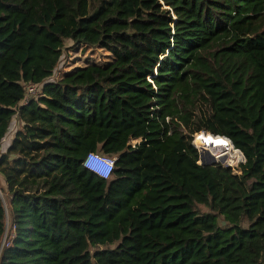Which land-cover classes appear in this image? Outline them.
I'll return each mask as SVG.
<instances>
[{
  "label": "trees",
  "instance_id": "16d2710c",
  "mask_svg": "<svg viewBox=\"0 0 264 264\" xmlns=\"http://www.w3.org/2000/svg\"><path fill=\"white\" fill-rule=\"evenodd\" d=\"M65 41L109 59L53 78ZM12 118L0 264H264V0H0Z\"/></svg>",
  "mask_w": 264,
  "mask_h": 264
},
{
  "label": "built area",
  "instance_id": "2783aa9c",
  "mask_svg": "<svg viewBox=\"0 0 264 264\" xmlns=\"http://www.w3.org/2000/svg\"><path fill=\"white\" fill-rule=\"evenodd\" d=\"M24 90L26 97L34 96L38 92L37 88L34 85H29V84L24 86ZM199 134L208 135L212 138L214 137H218L219 139L222 138L227 143V145L223 147H215V148H209L207 146L205 147L198 143L197 145H195L194 143H192L198 152V157L200 155L203 162H206V160L207 162H209V160L211 159L214 163H219L220 165L224 167H229L232 170H235L237 165L244 162V157L242 153L238 149L234 148L231 142L227 138L223 136L211 135L204 131H200L196 133L194 135V138L196 139V136H198ZM209 150L216 152L213 158L212 156H210ZM113 162H114L113 158L102 156L95 153H89L86 155V157L83 160V166L96 173L102 179H107L110 175ZM198 163H199V159H198Z\"/></svg>",
  "mask_w": 264,
  "mask_h": 264
},
{
  "label": "rangeland",
  "instance_id": "374dc122",
  "mask_svg": "<svg viewBox=\"0 0 264 264\" xmlns=\"http://www.w3.org/2000/svg\"><path fill=\"white\" fill-rule=\"evenodd\" d=\"M84 48L85 47L83 46L74 47L70 41H65L64 49L62 51V55L60 57V61L57 66V69L54 72L53 78H55L56 76L60 77L63 73H65V71H69L73 67H76V66L81 67L87 61L90 62V64L101 65L103 64V62H106L109 59L106 56L107 52L102 49H99L97 47H88L86 49ZM50 79H52V77ZM18 127H19V122L17 121L16 118H12L4 138L0 142V153L3 152L6 149V147L9 145L12 135ZM192 143H194L195 145H197L198 143V142L196 143L194 137H193ZM209 154L213 158L216 152L209 150ZM2 186H4V183H3L2 176L0 175V188ZM0 197L3 198L1 191H0Z\"/></svg>",
  "mask_w": 264,
  "mask_h": 264
},
{
  "label": "water",
  "instance_id": "95a60500",
  "mask_svg": "<svg viewBox=\"0 0 264 264\" xmlns=\"http://www.w3.org/2000/svg\"><path fill=\"white\" fill-rule=\"evenodd\" d=\"M199 163L200 164H204V163H206V162H203V160H202V158H201V156L199 155ZM208 164H212L213 163V161L212 160H210L209 162H207Z\"/></svg>",
  "mask_w": 264,
  "mask_h": 264
},
{
  "label": "bare ground",
  "instance_id": "6f19581e",
  "mask_svg": "<svg viewBox=\"0 0 264 264\" xmlns=\"http://www.w3.org/2000/svg\"><path fill=\"white\" fill-rule=\"evenodd\" d=\"M200 135H202V134H200ZM199 136H196V139H195V141H197V138H198ZM205 140H207V138H205Z\"/></svg>",
  "mask_w": 264,
  "mask_h": 264
},
{
  "label": "clouds",
  "instance_id": "9594fccd",
  "mask_svg": "<svg viewBox=\"0 0 264 264\" xmlns=\"http://www.w3.org/2000/svg\"><path fill=\"white\" fill-rule=\"evenodd\" d=\"M89 170V169H88ZM91 171V170H90ZM93 172V171H92ZM94 173V172H93ZM96 174V173H95ZM97 175V174H96ZM101 178V177H100Z\"/></svg>",
  "mask_w": 264,
  "mask_h": 264
}]
</instances>
